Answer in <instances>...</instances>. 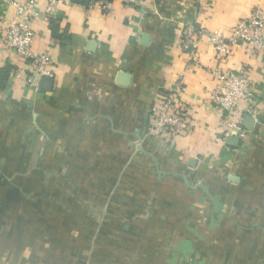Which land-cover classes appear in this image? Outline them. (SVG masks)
I'll use <instances>...</instances> for the list:
<instances>
[{"label":"crops","instance_id":"obj_1","mask_svg":"<svg viewBox=\"0 0 264 264\" xmlns=\"http://www.w3.org/2000/svg\"><path fill=\"white\" fill-rule=\"evenodd\" d=\"M10 1L23 0H0V70L9 73L0 92V264L58 263L36 240L17 242L21 230L4 219L11 202L19 214L26 211L25 186L37 177L29 174L27 157L41 137L52 146L46 169L52 184L134 188L133 196L118 190L102 199L134 202L135 246L164 250L167 262L169 250L188 247L200 264H264V57L239 43L219 62L204 37L194 64L180 47L190 25L228 38L264 0H141L136 7L112 0L110 13L98 0L88 6L66 0L52 15L41 1L34 49L50 53L55 77L37 92L27 86L31 64L2 40ZM218 66L248 69L256 84V112L240 125L243 140H225L209 108L216 85L211 70ZM178 85L192 130L174 143L153 139L151 110ZM59 153L67 154L61 166L54 163ZM89 195L73 198L85 215L101 220L108 209Z\"/></svg>","mask_w":264,"mask_h":264},{"label":"rangeland","instance_id":"obj_2","mask_svg":"<svg viewBox=\"0 0 264 264\" xmlns=\"http://www.w3.org/2000/svg\"><path fill=\"white\" fill-rule=\"evenodd\" d=\"M51 147L50 139L47 137H41L32 143V151L27 157L28 172L37 177L34 178L36 181L30 177L31 182L25 186L27 200L22 204L25 205L26 211L23 214L21 209L22 214H19L15 203L11 202L10 216L7 215V208L4 212V219L9 220L12 230L13 228L21 230L15 234L13 233L15 231H12L15 237L19 236L17 242L27 241L29 246V242L36 240L41 243L38 246L41 253L54 257L58 260L57 264H66L68 258H72L71 264H200L193 261L190 251L194 252V249L190 250L188 247L169 250L167 254L170 261L167 262L164 250L152 253L149 249L135 246L138 245V238L134 239V202L124 200L123 197V201L118 202L102 199L118 190L123 192L122 196L127 197L129 192L133 196L134 188L126 187L123 190L118 185L109 183L68 186L52 184L50 173L46 171L51 167L54 158ZM66 155V153H59L58 157L55 155L54 163L56 164L58 160V164L63 165L62 161H65ZM38 165L43 166V169H40V166L37 169ZM65 170L70 175L75 174L73 168ZM57 175L61 177L60 174ZM56 176L54 181L60 180ZM40 179L41 183L38 182ZM84 193L86 196L90 194V197L97 198L98 201L94 202L108 209L107 216L100 220L96 216L85 215L79 206L68 207L77 201L73 197L82 199ZM68 199L73 200L68 202ZM114 204L119 206L116 209L122 208V212H116L114 208L110 210ZM167 220L169 224L173 221L175 226L173 218ZM96 232H99L98 237ZM169 237L172 238L171 235ZM153 240L160 244L159 236L156 235ZM139 245H145L141 239ZM15 246L19 248V244L16 243Z\"/></svg>","mask_w":264,"mask_h":264},{"label":"built area","instance_id":"obj_3","mask_svg":"<svg viewBox=\"0 0 264 264\" xmlns=\"http://www.w3.org/2000/svg\"><path fill=\"white\" fill-rule=\"evenodd\" d=\"M41 1L47 5L46 14L52 15L59 5L68 4L66 0H23L10 1L13 9L10 17L2 18V40L19 58L31 64L32 77L27 86L39 91L40 84L55 77L53 61L49 52L34 49L36 34L33 25L40 16L37 7ZM127 7H136L141 0H119ZM105 13L112 10V1H101ZM207 37L211 42L216 60L223 62L232 54L233 47L239 43L249 46L253 57H264V6L253 8L250 16L241 20L232 28L228 38L196 26H187L181 39V50L190 61L199 64L197 53L199 42ZM216 83L209 94L208 105L219 116L220 132L225 140L231 137L244 139L240 125L245 117H254L257 104V87L250 71L243 69L232 71L218 66L211 70ZM181 86L178 85L161 100L160 107L151 110L150 135L153 139L174 143L184 138L192 130L190 108L179 97ZM237 132V133H236Z\"/></svg>","mask_w":264,"mask_h":264},{"label":"trees","instance_id":"obj_4","mask_svg":"<svg viewBox=\"0 0 264 264\" xmlns=\"http://www.w3.org/2000/svg\"><path fill=\"white\" fill-rule=\"evenodd\" d=\"M96 1V0H74L75 4L78 5H84V6H88L91 2ZM98 1H112V0H98ZM8 71L7 70H0V92L3 89V84L4 82H6L7 78H8ZM49 172V171H48ZM72 200L68 199V202H70ZM79 204L78 201H75L74 203L70 204L71 206L68 205V207H74V204ZM79 207H81L80 205H78ZM98 235V234H97Z\"/></svg>","mask_w":264,"mask_h":264},{"label":"water","instance_id":"obj_5","mask_svg":"<svg viewBox=\"0 0 264 264\" xmlns=\"http://www.w3.org/2000/svg\"><path fill=\"white\" fill-rule=\"evenodd\" d=\"M147 40H148L147 37L143 38V41H144L143 43H146ZM48 82H50V81H49V80H48V81H44V82H43V85L46 84V83H48Z\"/></svg>","mask_w":264,"mask_h":264}]
</instances>
